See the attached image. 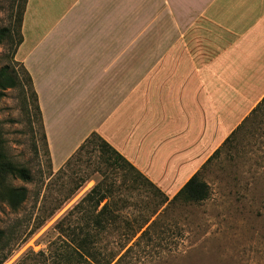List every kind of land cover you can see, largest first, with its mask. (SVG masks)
I'll return each instance as SVG.
<instances>
[{
	"label": "crops",
	"instance_id": "0c3cea01",
	"mask_svg": "<svg viewBox=\"0 0 264 264\" xmlns=\"http://www.w3.org/2000/svg\"><path fill=\"white\" fill-rule=\"evenodd\" d=\"M21 34L55 168L96 133L176 194L264 98V0H27Z\"/></svg>",
	"mask_w": 264,
	"mask_h": 264
},
{
	"label": "rangeland",
	"instance_id": "374dc122",
	"mask_svg": "<svg viewBox=\"0 0 264 264\" xmlns=\"http://www.w3.org/2000/svg\"><path fill=\"white\" fill-rule=\"evenodd\" d=\"M22 6V0H0V27L13 31L12 42L0 45V67L11 64L22 81L0 99V127L9 159L32 174L30 182L7 179L26 187L28 197L16 211L0 203V260L8 255L3 264H57L56 254L67 247L55 225L103 179L114 189L120 225L99 235L101 245L117 250L136 234L121 252L133 245L121 264H264V103L201 168L210 188L202 202L172 201L177 193L166 194L152 182L168 198L162 204L164 197L142 178L136 185L130 170L112 167L114 155L103 154L95 137L70 163L74 154L55 168L27 75L9 59ZM89 221L84 215L79 223Z\"/></svg>",
	"mask_w": 264,
	"mask_h": 264
},
{
	"label": "trees",
	"instance_id": "16d2710c",
	"mask_svg": "<svg viewBox=\"0 0 264 264\" xmlns=\"http://www.w3.org/2000/svg\"><path fill=\"white\" fill-rule=\"evenodd\" d=\"M23 6L22 10L18 16L19 30L18 36L16 39L15 47L12 49L11 56L9 59L13 64H18L19 62L15 60V55L19 45L22 42V19L26 7L27 0H22ZM13 31L10 27H0V45L5 42H12ZM2 56L0 55V62ZM23 66V64L19 63ZM24 71L27 75V81L32 87V94L35 97L36 110L40 116L42 123L41 110L38 104V97L35 92L32 78L26 68L23 66ZM22 84L20 80L19 73L15 70L11 64L7 63L0 67V99L6 95V91L10 89H15ZM262 103H264V98L261 102L255 107L250 115H254L260 109ZM248 117V116H247ZM246 118L232 133L231 135L223 142V145L228 144L232 140V136L242 128ZM92 137L97 138L100 141V146L103 147V154L109 152V154L114 155V159L111 162V166L120 169L122 171L130 170L129 172L133 173L132 181L139 183V179H143L146 185L154 187L158 190V193L164 197L162 204L168 201V198L162 193L149 179L145 178L143 174L137 170L127 159H125L119 152H117L110 144H108L102 137L93 133L88 137L85 142L77 149L76 155L80 154L89 144L92 143ZM46 139V136H45ZM219 147L205 162L203 167L206 164L212 161V158L220 153ZM73 155L67 163H70L71 159L76 155ZM128 175V172H126ZM17 178L24 182H30L32 180L31 171L21 165H18L12 162L7 153L5 147V141L3 138L2 130L0 127V203H5L10 209L16 211L20 206L26 201L28 197V189L26 187H13L8 184L7 179ZM106 181L97 183L87 194L86 196L71 209L56 225L55 229L58 230L60 236L59 240L66 245L67 249L57 253L55 257L58 258L57 264H121L123 257L129 251L132 250V246L128 247L125 254L121 252L127 247L128 242H130L136 234L133 235V238L130 239L127 244L121 246L117 250H109L104 245H101L99 241V235L105 233L110 227L114 229L120 225V220L118 214H115L114 207V189L112 185L105 184ZM210 195L209 185L203 181L200 177V171L194 174L180 189V191L174 196L172 201L183 200L185 202H202L208 199ZM103 205L101 206V204ZM79 210V211H78ZM78 211V214L74 217L75 212ZM79 214H81L79 216ZM87 216L90 221L80 224L81 218ZM72 217H74L72 219ZM68 221V223H67ZM149 220L142 224L138 229L141 230ZM66 224V225H64ZM137 233V232H136ZM145 233V232H144ZM5 233L0 229V243L3 242ZM64 238V239H63ZM52 245V244H51ZM51 245L49 246L47 252H50L52 249ZM43 255L44 252H40ZM50 254L49 256H51ZM8 258V255H5L1 260L0 264H3L4 261Z\"/></svg>",
	"mask_w": 264,
	"mask_h": 264
}]
</instances>
